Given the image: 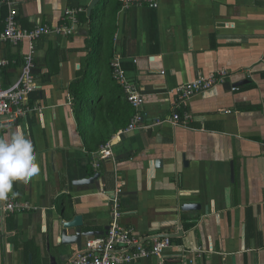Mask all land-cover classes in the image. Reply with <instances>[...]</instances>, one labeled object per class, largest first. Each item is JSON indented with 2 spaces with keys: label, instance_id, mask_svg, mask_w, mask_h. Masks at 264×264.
I'll return each instance as SVG.
<instances>
[{
  "label": "crops",
  "instance_id": "crops-1",
  "mask_svg": "<svg viewBox=\"0 0 264 264\" xmlns=\"http://www.w3.org/2000/svg\"><path fill=\"white\" fill-rule=\"evenodd\" d=\"M10 1L29 30L82 11L74 35L37 41L33 111L0 127V136L20 129L31 140L40 169L0 199V209L11 198L33 206L0 210V264H50L49 245L68 264L78 249L54 241V221L83 216V231L98 233L83 237V248L104 236L115 198L122 225L149 244L172 236L162 257L130 264H264V0L127 9L119 0ZM9 10L0 2V30ZM28 51V42L0 44V60L15 61L0 71L1 87L19 80ZM116 64L144 95V124L130 132L115 130L127 117L102 118L115 102L136 113ZM221 71L224 83L180 102L177 88ZM87 94L89 111L81 110ZM110 143L113 155L101 159Z\"/></svg>",
  "mask_w": 264,
  "mask_h": 264
},
{
  "label": "built area",
  "instance_id": "built-area-1",
  "mask_svg": "<svg viewBox=\"0 0 264 264\" xmlns=\"http://www.w3.org/2000/svg\"><path fill=\"white\" fill-rule=\"evenodd\" d=\"M7 4L10 8L9 15L5 20L4 29L0 30V44L9 43L15 46L23 42H28L29 51L24 57L22 73L19 80L9 88L0 86V127L17 122L21 118H25L33 110L29 106V98L31 94L39 89V85L34 74L35 68V52L38 40L51 34L62 36H71L76 32L79 24L78 15L82 9H67L63 15V23L50 27L39 24L33 29H25L18 22V11L11 4L10 0H0ZM122 9L132 6H149L157 8L159 0H119ZM15 61L0 60V71L8 68ZM116 80L123 87L127 95L128 101L135 108L136 113L126 131H134L143 126L145 117L140 112L144 104V95L136 86L129 83L124 71L119 64L115 65ZM227 79V73L221 71L209 77H201L197 80L183 85L176 89V94L180 102L191 99L192 97L202 94L215 85L224 83ZM237 90V88H233ZM179 115H174V120H179ZM112 146L106 144L101 149V159L110 158L113 155ZM33 209L30 204H21L18 201L6 199L2 208L5 216L14 213L24 212ZM122 210L119 201L113 200V214L107 234L102 237L94 238L76 253L69 260L68 264H130L140 259L154 257H162L164 253L172 247L171 238H152V244L148 243L147 238L140 237L134 229L127 228L122 225Z\"/></svg>",
  "mask_w": 264,
  "mask_h": 264
},
{
  "label": "clouds",
  "instance_id": "clouds-1",
  "mask_svg": "<svg viewBox=\"0 0 264 264\" xmlns=\"http://www.w3.org/2000/svg\"><path fill=\"white\" fill-rule=\"evenodd\" d=\"M39 171L33 144L20 129L0 136V199L7 197L14 182H27Z\"/></svg>",
  "mask_w": 264,
  "mask_h": 264
},
{
  "label": "water",
  "instance_id": "water-1",
  "mask_svg": "<svg viewBox=\"0 0 264 264\" xmlns=\"http://www.w3.org/2000/svg\"><path fill=\"white\" fill-rule=\"evenodd\" d=\"M94 5L91 6L90 8V12H89L90 16ZM188 207L189 206H187L186 208ZM188 209H192V208L189 207ZM83 226H84V218L79 214L74 216L71 220H68L66 215L59 216L58 220L54 221L52 227V235L54 234L53 236L54 241L57 242V239H60L59 240L60 247L75 245L77 246L78 251H80L83 246V237L87 235H94V236L98 235V233L84 232ZM108 230L109 227L106 229V232H103L104 233L103 235L107 234ZM165 237L172 238L171 235H163V236H159L158 238H165ZM47 252L50 258V264H60L57 258L53 254H51L50 245L48 246ZM42 264H45L44 257L42 259Z\"/></svg>",
  "mask_w": 264,
  "mask_h": 264
},
{
  "label": "trees",
  "instance_id": "trees-1",
  "mask_svg": "<svg viewBox=\"0 0 264 264\" xmlns=\"http://www.w3.org/2000/svg\"><path fill=\"white\" fill-rule=\"evenodd\" d=\"M98 57V56H97ZM100 68H101V65L99 66ZM114 86V85H113ZM119 86V85H118ZM120 87V86H119ZM121 88V87H120ZM124 97V96H123ZM85 99V98H84ZM124 99L125 100H127L126 99V97H124ZM122 100V99H121ZM82 101V100H81ZM81 101H79V103L81 102ZM86 100H84V102H85ZM119 101V100H118ZM83 102V101H82ZM97 102V111L99 110V108H98V106H99V104H98V100L96 101ZM127 102H128V100H127ZM113 104V108L111 109V111L109 112V114H110V116H108L109 114L107 113L106 115H103V117L102 118H104V120L105 121H109L110 120V118H112V119H117V118H120V117H127L126 118V122H125V124L122 122L121 124H119V125H117V127H116V132L118 133L119 131H121V130H126L127 129V122H128V118H131V116H134L133 114L131 115L130 113H127V108H129V105L127 104L126 105V109H122L121 107H118L117 108V106H120L119 105V102H115V103H112ZM111 104V105H112ZM123 105V104H122ZM93 106H95V104H94V100H93V98H91V99H88V102H87V106H86V108L88 107V111L90 110V109H92L93 108ZM96 107V106H95ZM85 108V109H86ZM90 108V109H89ZM94 109V108H93ZM125 113H124V112ZM127 114V115H126ZM135 114V113H134ZM121 115V116H120ZM124 115V116H123ZM111 119V120H112ZM116 132H115V134H116ZM105 141H107V138L105 139Z\"/></svg>",
  "mask_w": 264,
  "mask_h": 264
},
{
  "label": "rangeland",
  "instance_id": "rangeland-1",
  "mask_svg": "<svg viewBox=\"0 0 264 264\" xmlns=\"http://www.w3.org/2000/svg\"><path fill=\"white\" fill-rule=\"evenodd\" d=\"M89 94H87L86 96H85V103H84V105H83V108L81 109V110H84L85 108H86V105H87V102H88V98H89Z\"/></svg>",
  "mask_w": 264,
  "mask_h": 264
}]
</instances>
